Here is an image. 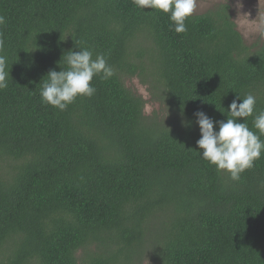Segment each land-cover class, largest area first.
<instances>
[{
    "label": "trees",
    "instance_id": "1",
    "mask_svg": "<svg viewBox=\"0 0 264 264\" xmlns=\"http://www.w3.org/2000/svg\"><path fill=\"white\" fill-rule=\"evenodd\" d=\"M0 15V264H264V154L234 182L197 153L196 112L226 120L248 92L264 110V40L229 6L185 34L133 0H0ZM76 45L115 75L61 112L40 84ZM147 75L176 124L125 86Z\"/></svg>",
    "mask_w": 264,
    "mask_h": 264
},
{
    "label": "clouds",
    "instance_id": "2",
    "mask_svg": "<svg viewBox=\"0 0 264 264\" xmlns=\"http://www.w3.org/2000/svg\"><path fill=\"white\" fill-rule=\"evenodd\" d=\"M133 4L141 11L151 9L167 15L174 32L185 34L187 21L193 18L198 0H133ZM5 24L6 18L0 15V27ZM77 48L78 51L69 50L63 55L66 67L59 72L50 70L40 84L42 102L61 112L77 99L95 95L96 88L92 83L95 77L108 80L115 75L104 54L94 53L88 47ZM9 78L4 41L0 39V90L8 87ZM239 100L242 102L238 103ZM256 105V96L248 92L243 98L237 95L232 101L226 120L213 121L203 111L194 114L201 136L196 142L197 148L202 150L195 152L218 174H227L234 182H238L246 170L253 168L264 154V140H261L264 136V110L257 111ZM249 117L259 135L249 128ZM216 127L218 131L214 130Z\"/></svg>",
    "mask_w": 264,
    "mask_h": 264
},
{
    "label": "rangeland",
    "instance_id": "3",
    "mask_svg": "<svg viewBox=\"0 0 264 264\" xmlns=\"http://www.w3.org/2000/svg\"><path fill=\"white\" fill-rule=\"evenodd\" d=\"M219 5L230 7L232 20L245 42L251 46L264 40V0H198L197 10L194 15H203L214 10ZM152 75L146 77H125V86L136 95L143 97L146 102L145 115H158L166 125L176 124L174 115L167 105L159 101L152 85ZM81 254V253H80ZM143 264H152L144 261Z\"/></svg>",
    "mask_w": 264,
    "mask_h": 264
}]
</instances>
